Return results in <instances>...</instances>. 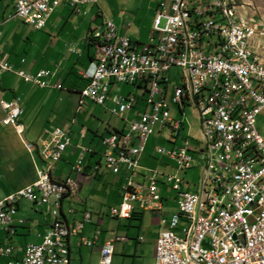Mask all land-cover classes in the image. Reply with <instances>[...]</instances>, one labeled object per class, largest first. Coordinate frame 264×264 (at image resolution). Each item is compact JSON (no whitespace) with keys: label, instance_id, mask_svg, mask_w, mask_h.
<instances>
[{"label":"built area","instance_id":"2783aa9c","mask_svg":"<svg viewBox=\"0 0 264 264\" xmlns=\"http://www.w3.org/2000/svg\"><path fill=\"white\" fill-rule=\"evenodd\" d=\"M97 1L16 0L11 17L41 29L60 3L78 10L80 5ZM243 7L240 3L241 17H235L238 35H231L227 26L228 16H233L230 5L226 11H217L215 0H160L146 43L119 34L113 20L102 17L104 30L95 43L94 59L81 74L85 82L78 91L76 113L87 101L105 106L113 83L133 84L144 92L145 105L132 120L124 113L137 104L138 96L117 95L113 100L109 111L123 120L124 128L99 138L103 147L99 165L116 175L123 172L120 203L109 208L111 218L130 219L137 211L160 215L154 264H264V137L256 126L258 114L264 111V70L258 69V61H264V14L249 15L243 13ZM248 18L257 19V26L249 27ZM173 66L181 68L182 84L171 90V103L182 113L184 105L195 107L200 138L192 137L198 140L199 150L187 137L177 144L183 122L171 116L166 98L167 73ZM5 72L39 88H61L50 84L53 74L47 69L28 73L0 59V75ZM22 113L18 97L0 98L1 125L22 134ZM155 130L168 145H157L155 152L171 160L178 170L189 169L192 153L198 150L203 163L195 191L186 189L188 182L181 177L143 171L139 160ZM85 136L82 128L79 137ZM70 144L69 128L44 129L36 146L42 166L36 168V179L0 200V226L8 234L15 231L19 198L44 207L51 218L41 242L27 243L22 256L8 259L6 264H69V237L79 236V244L87 247L98 238L99 231L92 240L81 235L91 223L89 212L71 224L61 217L62 211L74 212L63 210L62 203L78 191L73 177H53L55 164ZM77 147L78 156L70 170L79 174L86 154L98 151L81 144ZM97 167L95 164L93 169ZM160 182L175 193V213H162ZM118 240L127 237L114 236L99 247L98 264H112L113 241ZM12 254L11 245L0 244V257Z\"/></svg>","mask_w":264,"mask_h":264},{"label":"rangeland","instance_id":"374dc122","mask_svg":"<svg viewBox=\"0 0 264 264\" xmlns=\"http://www.w3.org/2000/svg\"><path fill=\"white\" fill-rule=\"evenodd\" d=\"M153 1L154 0H99L96 4H86L84 8L88 10L86 15H83V11H81L80 15L74 16L76 18L75 22H72V17H70L67 22H60L59 24L56 22L53 23V29H56V31L52 30L50 32H44V27L41 28L42 30L39 29L36 31L30 26L23 25L20 20H15L14 24H19L25 33L32 34L30 39L33 46L30 43H22L23 48L26 47V51L21 49L20 54L26 57V63L21 68L29 72L31 69H36L37 67H45L43 64V48L48 45L45 51L49 52L50 49H53L54 52L52 54L56 55L58 51L61 52L66 49V43L71 37L74 39L73 41L76 42L81 36L84 37L86 32L91 33L93 31V33L95 32V34L100 35L102 20L100 15L97 17L98 13H102L105 18L116 19V17H118L114 22L117 26L122 27L121 31L118 33L127 35L131 39L137 38L140 40V43H146L151 34L152 20L156 8V3H154L156 0ZM15 2L16 0H0V21L2 18L8 19L12 15ZM235 2L237 3V10L240 3L244 5L242 8L243 13L249 15L264 14V0H235ZM58 9H60V7L55 9L57 12L53 15V21L56 20V17L59 15ZM66 10L68 11V9ZM238 11L241 13V10ZM121 12H123V16L120 15ZM94 16H96L97 19H94ZM250 19L251 23H257V19ZM10 26H12V24ZM74 26L80 27V30H72ZM124 26L127 28L125 29ZM6 27L9 28V25ZM6 27H3L2 30H5ZM59 29H63V31L68 30L71 34H69L68 37L66 36L65 39L57 37L56 33H59ZM21 33H23V31ZM10 34H12V31L9 35ZM53 38H55L53 44H47V41ZM19 57L18 54L14 55V53H12L8 62L15 68H19ZM29 63H32L31 66ZM167 76L168 93L166 98L171 104L170 114L173 118L183 122V128L180 130L181 138L178 140L177 144H181L183 142V137H187L191 145H196L199 150V146L196 144L198 140L192 137L195 136L196 138H200L198 129L199 119L195 107L191 103L184 105L182 113L175 104L171 103L170 99L171 90L174 86L182 84V70L177 66H173L167 73ZM69 77L72 78L73 75ZM64 81L65 80L62 82ZM0 85V96L2 99L8 100L13 97H18L20 99V104L23 109L20 121L23 122L26 127L23 139L34 147L37 146L38 140L42 135V127L48 129L62 127L64 122L75 119L76 123L72 126V142L63 151L61 160L55 164V177L57 179H62L67 176L71 164L75 163L77 159L78 151L74 147V144H76L77 131L80 128L84 127L83 129L87 132L88 136L84 141H80L79 144L85 145L88 148L94 146L98 153L92 155L91 158L95 160L99 159L101 163L103 162L101 157L103 147L99 144L97 137L93 136V133L97 131L98 134L106 135L108 131L114 128H124L123 120L109 111L117 95L126 96L128 94H134L138 96L137 104L124 113V116L130 120L137 117L138 111L142 110L143 105H145L143 90L136 85L124 82L113 83L111 85L109 98L105 106L87 101L83 111L80 113H75L76 100L78 97L77 92L71 93L65 89L54 91L48 88L40 89L36 85L23 82L22 79L8 72L0 75ZM256 126L258 132L264 137V111L258 114ZM157 145L168 147L167 143L159 138L158 131L155 130L148 138L145 151L140 157V166L143 167V171L159 170L160 172L172 176L181 177L189 183H186L184 187L189 191H195L197 189L200 178L199 174L203 163L200 154L196 153L198 150L192 153L194 159L192 166L187 170H178L171 160L155 152V147ZM33 152L34 154L36 152L34 148ZM90 155V153H87L86 157ZM33 160L25 146H23L18 135L9 127H4L0 124V197H2L4 191L9 190L15 192L36 179L34 162L37 167L41 168L42 166L37 157ZM100 168H102V171H105L104 175L101 178L94 175L90 179V182H81L82 187L77 193L78 197L75 199L72 197L70 201H66L63 204L64 209L69 208L74 211V214L71 215V218L74 220H81L83 215L82 212L86 211L90 213L91 223L89 225L87 224L83 230L84 236L86 237H90L86 235V231L91 230L95 220L102 218L103 222L99 226V230L102 234L113 235L117 233L118 236H126L127 238H149L145 243L146 246L149 247L150 241L157 235L159 227L148 226L149 218L146 215L143 217L142 226L136 220L125 219L118 221L111 219L109 217V208L118 206L120 203L119 177H121L122 182L123 172H121V176H119L105 170L103 166H100ZM70 174L72 173L70 172ZM74 176L73 174L72 177L74 178ZM135 178L139 179V176ZM158 186L160 195L163 198V200H161L162 213H175L178 208L174 191L165 182L158 183ZM18 202L20 206L26 208L27 211L34 209L31 207L32 203L23 198H19ZM84 207L87 210H83ZM41 208L45 210L44 207ZM81 213L82 215L80 216ZM77 214L79 215L77 216ZM129 224L131 225L128 226ZM202 245L206 247L207 241H204Z\"/></svg>","mask_w":264,"mask_h":264},{"label":"crops","instance_id":"0c3cea01","mask_svg":"<svg viewBox=\"0 0 264 264\" xmlns=\"http://www.w3.org/2000/svg\"><path fill=\"white\" fill-rule=\"evenodd\" d=\"M159 1L160 0H156L154 3H156V5H157V3ZM97 2L89 3L87 5L96 4ZM58 7H60V9H58L59 15L56 17V20L53 21L52 20V18L54 17L53 15L56 14V12H57L55 9H57ZM82 7L84 9L86 7V4L80 5L78 7V10H75V9L70 8L69 6L64 4L63 2L60 3L52 11L50 16L46 20V24L43 28L44 32H46V31L50 32L52 30L56 31V29H53L54 28L53 23L56 22L59 24L60 22H67L70 17H72L71 21L75 22L76 18L74 16L80 15L81 11H83L82 12L83 15H86V12L88 10L87 9L83 10ZM66 9H68V11ZM13 11H14V7H13ZM99 15H100L101 20H102V17H104V15L102 13L101 14L98 13L97 17ZM11 16L8 19L2 18L0 21V35H1V37H0V59H4L6 61H9L11 56H12V53H14V55L18 54L20 56L19 61H18L19 62V68H15L14 66L13 67L15 69H22L21 67L26 63V57H24V56H22V54H20V50L22 49L23 51H26V47L23 48L22 43H25V44L30 43L31 44L30 38L32 37V34L25 33L24 30L19 26V24H14V21L17 19L12 18ZM122 16H123V12H122ZM94 17H93L94 19H97L96 16H94ZM117 18L118 17H116V19ZM109 19H111V18H109ZM116 19H112L113 22H115ZM21 23H23V22H21ZM11 24H12V26H10ZM8 25H9V28L6 27ZM23 25L29 26V25L24 24V23H23ZM115 25H116V23H115ZM3 27H6L5 30H2ZM100 27H101L100 35L95 34V32L93 33V31L91 33L86 32L84 37L81 36L79 38V40L76 42H74L73 41L74 39L71 37L66 43V49H64L61 52L58 51L56 53V55L52 54L54 52L53 49H50L49 52L45 51L46 50L45 48L48 47L49 45L44 47L43 48V59H44L43 64L45 67H37L36 69H31V71H29L28 73H30V72L35 73L38 70H42V69L50 70L53 74V76L49 79L50 84L60 85L61 88L56 89V88H52V87H47L48 89H50L51 91L65 89L71 93L77 92V95H78L79 89L84 85V82H85L82 79L81 74H82V72H84L85 70L90 68L91 62L94 59L93 55L95 52V43L98 39L101 38V36L103 34L104 29L102 27V23H101ZM116 27H117V32L121 31L122 27H119L117 25H116ZM124 28L126 29L127 27L124 26ZM33 29L36 31L39 30V29H35V28H33ZM72 30L79 31L80 27L74 26V28L72 27ZM11 31H12V34L9 35V33ZM16 31H17V33H16ZM22 31H23V33H21ZM69 34H71L70 31H68V30L63 31V29H61V30L59 29V33H56V36L60 37L62 39H65L66 36L68 37ZM124 36L128 37L127 35H124ZM128 38L134 42L140 43V40H138L137 38L136 39H131L130 37H128ZM54 39L55 38L49 39V41H47V44H53ZM31 45L33 46V43ZM29 64L31 66L32 63H29ZM33 68H35V67H33ZM70 75L71 76L73 75V77L70 78L69 77ZM17 77H19V76H17ZM63 80H65V81L62 82ZM0 88H1V85H0ZM40 89H44V88H40ZM0 98L2 99L1 96H0ZM8 100H10V99H8ZM81 111H83V110H81ZM81 111H79L78 113H80ZM75 113H76V106H75ZM138 114H140V110L138 111ZM21 116H20V120H21ZM20 123L23 126V133L22 134H18L12 126H4V127H9L10 129H12L14 131V133L16 135H18V137L21 139V142L23 143V146H25L27 152L30 154L32 160L35 157H37L40 161L37 148L34 147L32 144H31L32 145L31 149H29L27 147V144H29V143H27L23 139V134L26 131V127L24 126L23 122L20 121ZM75 123H76L75 119H70L68 122H64V125L62 127L69 128L70 132H71V136H72L73 135L72 126L75 125ZM44 129H47V128L42 127V130H44ZM81 129L82 128H80L77 131V141H76V144H74V147L77 149L78 152H79V148L77 146L79 145L80 141H84L88 136V134L86 132L85 138H80L79 137V131ZM114 129L122 130V129H118V128H114ZM93 136L97 137L98 140L100 138V135L98 134L97 131H94ZM159 138L162 139L160 134H159ZM33 148L37 152V155H36V153L34 154ZM92 148H94V146ZM91 157H92V155H90L89 157H85L84 171L82 173H79V174L73 173L70 170L69 174H67V176H71V177L73 176V174L75 175L74 179L76 180V182L78 184V191L82 187L81 182H85V181L90 182V179L94 175H97L98 177L101 178L105 173V171H102L101 170L102 168H100L99 162H101V161H99V159L95 160ZM95 164L98 166L96 170L93 169V166ZM139 164H140V160H139ZM34 166H35V171H36V168H38V167L35 165V162H34ZM70 172L72 174H70ZM67 176H65V177H67ZM119 176H121V175H119ZM53 177H55V171H54ZM65 177H63V178H65ZM119 183L121 185V177H119ZM29 184H31V183H29ZM78 191H77V193H78ZM15 192H12L9 190L4 191L2 194V197H0V200L3 199L4 197L10 195V194L15 193ZM77 193L74 196L66 197L63 200L62 207H63V204L66 201L67 202L70 201L72 199V197L74 199L77 198L78 197ZM159 193H160V191H159ZM162 200H163V198H162ZM84 203H85V201H84ZM31 205H32L31 207H33L34 209H32L31 211H27V209L24 207H21L19 202L17 201V204H16L17 211H16V214L14 216V218H15L14 234L6 233L2 229V227L0 226V244L11 245L13 247V254L11 255V257L10 258L0 257V264H6V261L8 259L13 260L15 258H20L22 256V251H23L24 245H26L27 243H40L42 240V236L45 234L46 230L48 229L50 222H51V218L48 215V213L46 212V210H44L41 207H36L33 204H31ZM161 207H162V202H161ZM85 209L86 208L84 207L83 210H85ZM63 210H65L64 207H63ZM62 213L64 215L63 216L61 214L62 219L63 220L66 219L65 221H67L68 224H71L72 221L74 220L71 218V215H73L74 212L71 214H64L65 212L62 211ZM82 213H84V212H82ZM82 213L80 214V216L82 215ZM78 215L79 214H77V216ZM145 215L149 218L148 226H158L159 227V216L160 215L156 214L154 212L145 211L143 213H140L139 211H137L132 215V217L130 219H127V220H136L142 226L143 225V217ZM111 219H113V218H111ZM18 220H21L23 223L19 224L17 222ZM114 220L121 221L119 219H114ZM102 222H103L102 218H98L97 220H95L94 224L92 223L93 226L91 227V230L86 231L87 234L86 233L85 234L89 235L91 238L84 236V232H83L84 229L81 232L82 236L86 237L87 239L92 240L93 239L92 236L95 233V231H99L98 238L94 241V244L91 247H87L85 245L79 244V242H80L79 236H71L67 239V246H68V250H69V254H68L69 255V264H98L99 247L105 241H109L114 236H118L117 233H114L113 235L102 234V232L99 230V226L102 224ZM130 225L131 224H129L128 226H130ZM156 236L150 241L149 247H147L145 244L147 242V240H149V238L138 237V238H127L126 241H119V240L113 241L112 264H154V242H155Z\"/></svg>","mask_w":264,"mask_h":264},{"label":"bare ground","instance_id":"6f19581e","mask_svg":"<svg viewBox=\"0 0 264 264\" xmlns=\"http://www.w3.org/2000/svg\"><path fill=\"white\" fill-rule=\"evenodd\" d=\"M215 4L217 5V11H226V6L230 5V14L233 16H228L227 26L231 27V35H238V27H235V17H241V13L237 10L235 0H215ZM248 26L256 27L257 23H251V19L248 18ZM258 69L264 70V61H258Z\"/></svg>","mask_w":264,"mask_h":264},{"label":"trees","instance_id":"16d2710c","mask_svg":"<svg viewBox=\"0 0 264 264\" xmlns=\"http://www.w3.org/2000/svg\"><path fill=\"white\" fill-rule=\"evenodd\" d=\"M113 132H117V133H121L122 131L121 130H116V129H113V130H111V131H108V133L107 134H109V133H113ZM100 135V137L101 136H103L104 134H99ZM36 153V155H37V152H35ZM84 171V170H83ZM82 173V172H81ZM54 179H57V178H55L54 177ZM63 179V178H62ZM57 180H61L60 178H58Z\"/></svg>","mask_w":264,"mask_h":264}]
</instances>
